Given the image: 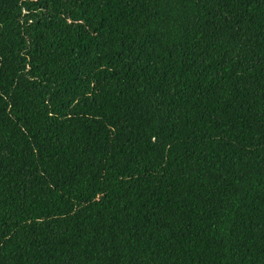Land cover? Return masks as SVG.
Masks as SVG:
<instances>
[{
	"label": "trees",
	"instance_id": "1",
	"mask_svg": "<svg viewBox=\"0 0 264 264\" xmlns=\"http://www.w3.org/2000/svg\"><path fill=\"white\" fill-rule=\"evenodd\" d=\"M0 264H264V0H0Z\"/></svg>",
	"mask_w": 264,
	"mask_h": 264
}]
</instances>
